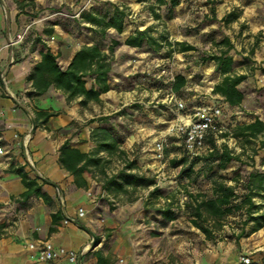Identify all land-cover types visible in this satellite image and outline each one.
Masks as SVG:
<instances>
[{
	"label": "rangeland",
	"instance_id": "374dc122",
	"mask_svg": "<svg viewBox=\"0 0 264 264\" xmlns=\"http://www.w3.org/2000/svg\"><path fill=\"white\" fill-rule=\"evenodd\" d=\"M105 2L124 6L128 16L121 35L118 36L113 30H109L106 37L100 39L92 30L94 26L80 20L79 13L92 11L102 14L108 8ZM149 4L153 5L156 13L160 15L159 19H155L147 8ZM19 13L27 15L26 22H33L35 29L40 31L25 32L23 43L35 42V33L40 35V39L52 41V35L42 33L44 28L52 27L53 30L59 29L72 40L83 38L89 43L100 42L106 50L111 38L123 41L135 29H150L149 33L156 38L157 43H161V48L150 50L121 44L115 48L113 54L118 69L113 72V76L122 77V80L118 79L123 83L122 87L132 86L134 91L130 90L120 96L115 93L118 95L117 99L107 98L105 103H95L90 112L100 115L94 118L95 121L103 116L111 117L107 123L123 138L121 148L127 153V159L136 158L137 161L146 157L148 163H142L139 173L153 178L163 194L171 197L172 208L177 217L170 230L178 234L180 243L184 242L183 250L177 248L181 252L178 254L179 258H176L177 261L187 260L191 256L194 239L203 249L220 245L219 251L223 252L225 258L223 264H233L234 259L240 256H247L250 264H264V228L236 240L234 235L238 232L236 223L239 219L237 216H229L224 220L222 229L215 232V239L207 240L190 224L187 213L183 210L186 196L182 186L186 181L178 177L180 166L172 163V160L181 157L183 151L181 135L173 131L168 132L163 161H157L153 153L154 140L161 131L165 132L173 127L181 117V120L187 123L194 107L220 103L218 96L212 94L211 90L221 76L212 68L214 62L202 63L200 56L217 53L218 48L214 46V42L223 37H227L233 45L229 54L234 61V71L245 75L240 88L246 101L242 107L226 108L222 111L217 122L220 132L216 133V142L226 143L236 153L241 151L234 138L222 137L220 134L228 131L236 122H245L248 117L264 116V0H181L171 12L163 5L158 6L155 0H33V4L25 5ZM228 15L229 20H232L226 22ZM54 23L57 24L53 25ZM176 42L188 43L194 46L195 50L184 53L179 52L176 47L168 50L167 43ZM147 65L150 66L149 69ZM121 70L124 71L123 74ZM176 74H182L186 79V84L179 93L170 88V82ZM142 80L155 87L154 94L143 96V90L140 89ZM171 97L183 101L185 109L177 113L169 102ZM122 104L124 105L118 108ZM133 105L138 107H132ZM261 152H264V149L257 150L253 160H250L247 158L251 153L250 145L247 146L242 159L247 161L249 166H239L237 162H233L220 172L227 184H235V171H238L242 178L252 168L250 165L254 167L256 157ZM110 161L108 174L115 173L124 164L123 159L118 157H112ZM94 179L100 182L102 176L97 175ZM188 189L192 192L208 191L209 182L198 177L188 185ZM144 191L146 190L139 189L132 198L139 197ZM109 196L112 198L110 200L108 197L110 203L129 201L128 194ZM195 230L201 239L193 238ZM167 245V248L171 249L174 243L171 241ZM230 251L232 252L229 253Z\"/></svg>",
	"mask_w": 264,
	"mask_h": 264
},
{
	"label": "crops",
	"instance_id": "0c3cea01",
	"mask_svg": "<svg viewBox=\"0 0 264 264\" xmlns=\"http://www.w3.org/2000/svg\"><path fill=\"white\" fill-rule=\"evenodd\" d=\"M26 18L27 15L18 12L13 0H0V71L3 75V81H0V150L3 151L0 154V223L6 224L0 237V264H73L65 257L40 261L28 249L30 243L45 241L54 248L81 253L80 264H96V252L108 258L109 264H223L225 258L219 251L220 245L203 249L194 239L189 261H177L181 253L177 248L183 250L184 242L180 243L178 234L170 230L176 219L166 221L162 218L158 209L163 199L154 208L145 205L150 189H145L133 200L110 203L112 198L102 192L101 182L94 179L95 176L86 175V188H77L73 184L72 176L58 162L59 148L68 141L83 152L91 151L95 145L89 134L98 122L90 120L100 115L90 112L95 103L82 107L79 99L66 102L62 92L53 86L40 96L30 94L29 77L40 60L41 44L21 41L10 45V41L23 31L40 32L33 22H26ZM51 35L52 41L41 39V42L57 54L61 68L68 65L81 46L92 44L83 38L72 40L57 28ZM34 36L40 35L35 33ZM115 64L113 60L110 89L100 96L102 103L107 98L114 100L118 95L134 91L132 86L122 87L123 83L119 81L122 77L113 76L118 70ZM212 68H215L214 63ZM140 85L143 96L154 94L155 87L149 82L142 80ZM245 101L244 97L241 107ZM41 110L52 111L54 115L45 123L35 125L31 134V120L34 121V113ZM257 117L264 120V116ZM253 119L248 117L245 122ZM145 158L136 161L139 168L142 163H148ZM255 161L253 168L264 172V152L258 153ZM11 167H23L27 176L41 186L47 201L33 195L23 201L21 194L26 189L19 176L10 171ZM54 185L58 186L60 194ZM80 208L84 212L82 216L78 215ZM57 211L62 219L55 232L49 233L51 214ZM72 221L95 235L94 247L90 246L89 233ZM196 230L193 238L199 240L201 237ZM171 241L174 245L170 249L167 244ZM234 260L233 264L238 258Z\"/></svg>",
	"mask_w": 264,
	"mask_h": 264
},
{
	"label": "trees",
	"instance_id": "16d2710c",
	"mask_svg": "<svg viewBox=\"0 0 264 264\" xmlns=\"http://www.w3.org/2000/svg\"><path fill=\"white\" fill-rule=\"evenodd\" d=\"M144 1L147 2V0ZM180 1L155 0L158 6H165L168 12H171ZM14 2L18 12H22L25 5L33 4V0H14ZM105 4L108 8L102 14L92 11L79 13L80 20L94 26L92 30L100 39H104L109 30H113L118 36L121 35L128 16L124 6L110 2H105ZM147 8L155 19L160 18L153 5L149 4ZM229 18L230 15L225 18V21L232 20ZM55 24L57 23L53 25ZM149 30L148 28L135 29L123 41L111 38L106 50L100 42L83 45L73 54L65 68H61L58 64L57 54H54L37 37L35 42L40 43L43 50L40 52V60L34 65L29 77L31 81L30 94L40 96L50 86H53L62 92L66 102L79 99V104L82 107L90 102L99 103L100 96L110 89L109 80L116 47L121 44L150 50L162 47L161 43H157L156 38L149 33ZM52 32V27L42 30V33L48 36ZM167 46L168 50L176 47L182 53L195 50L194 46L185 42L167 43ZM214 46L218 48L217 53L201 55L200 62H214L215 70L221 76L211 90L212 94L219 98L220 103L216 105L220 106L222 111L226 108L239 107L244 99V92L240 88V84L245 79V75L234 71V61L229 54L233 45L227 37H223L220 41L214 42ZM185 84V77L182 74H176L173 81L170 82V88L173 92L179 93ZM132 107H138V105ZM121 112L123 111H119V113ZM53 115L52 111H36L34 123L35 125L43 124ZM110 119L109 116L96 119L100 123L89 134L95 147L89 152H83L65 141L58 152L60 166L72 176L73 184L77 188L87 187L86 175L92 177L101 175V190L112 197L128 194L130 201L133 200L132 195L139 189H150L145 205L154 208L155 204L163 199V205H160L158 209L162 218L166 221L176 219L171 197L163 194L153 178L145 177L139 173L136 158L127 159V153L121 148L123 138L116 133L112 125L107 123ZM93 121L95 119L91 120V122ZM215 125L214 129H209L205 134L206 152L191 155L185 150L182 142L181 157L172 160V163L175 166H180L178 177L186 181L185 186H182L186 196L183 210L187 213L190 224L199 230L207 240H214L215 232L222 229L224 220L229 216H237L239 219L236 223L238 232L234 237L238 240L264 228V172L250 165L252 168L240 178L239 172L235 171L234 185L227 184L220 172L233 162H237L239 166H249V163L242 159L247 146L250 145L251 153L247 157L250 160H253L257 150L264 149V120L254 117L250 122H236L230 126L228 131L220 134L222 137L234 138L241 149L239 153L229 148L226 143L217 144L216 133L219 130V125L218 123ZM181 141H183L182 138ZM112 157L123 159L124 164L115 173L108 174L107 169ZM10 171L19 176L26 189L21 194L23 201L32 195L47 201L45 193L41 191V186L35 179L27 176L23 167H11ZM198 177L209 182L208 191L196 190L192 192L188 189V185ZM179 182L181 183V181ZM61 219L60 211L51 214L49 233L55 232ZM5 227V223H0V237L4 233ZM94 255L96 264H109L108 258L103 257L100 252H96Z\"/></svg>",
	"mask_w": 264,
	"mask_h": 264
},
{
	"label": "built area",
	"instance_id": "2783aa9c",
	"mask_svg": "<svg viewBox=\"0 0 264 264\" xmlns=\"http://www.w3.org/2000/svg\"><path fill=\"white\" fill-rule=\"evenodd\" d=\"M25 31L16 35L14 39L10 41V45L21 42L24 37ZM164 72V70H162ZM0 81H3V75L0 71ZM169 102L177 113L185 109L183 101L177 100L171 97ZM222 109L218 105H199L193 108L190 119L187 123H184L181 119L167 131H161L153 143L154 158L161 162L164 159V148L167 144L168 132L173 131L176 134H180L182 137L183 147L191 155H197L206 152L207 145L205 144V134L209 129H214L215 124L218 122V118L221 116ZM220 132V130H218ZM3 151L0 150V154ZM83 209H78V215H83ZM28 249L37 255V258L41 261H51L56 258L65 257L69 262L78 264V256L81 253L66 250L64 248H54L48 241L38 244H28ZM235 264H250V259L247 256H240Z\"/></svg>",
	"mask_w": 264,
	"mask_h": 264
},
{
	"label": "water",
	"instance_id": "95a60500",
	"mask_svg": "<svg viewBox=\"0 0 264 264\" xmlns=\"http://www.w3.org/2000/svg\"><path fill=\"white\" fill-rule=\"evenodd\" d=\"M11 50H12V47H11ZM31 122H32V130H31V134H32V132H33V130H34V127H35V124H34V121L33 120H31ZM55 186V188L58 190V193L60 194V191H59V189H58V186L57 185H54ZM74 224H76V225H78L80 228H83L84 230H86L88 233H89V235H90V237H91V243H90V246L91 247H94L95 245H96V237H95V235L92 233V232H90V231H88L86 228H84L83 226H81V225H79L77 222H75V221H72ZM80 262H81V255H79L78 256V264H80Z\"/></svg>",
	"mask_w": 264,
	"mask_h": 264
}]
</instances>
